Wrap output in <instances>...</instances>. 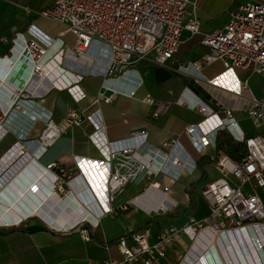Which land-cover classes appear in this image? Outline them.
Wrapping results in <instances>:
<instances>
[{"label":"built area","instance_id":"obj_1","mask_svg":"<svg viewBox=\"0 0 264 264\" xmlns=\"http://www.w3.org/2000/svg\"><path fill=\"white\" fill-rule=\"evenodd\" d=\"M196 4L197 0H53L51 5L44 8L22 6L26 13L55 20L63 24L65 29L56 37H52L31 23L27 27L28 37L23 32L16 33L12 40L11 54L17 51L32 61L31 78L25 90H21L18 96H30L35 82L39 83L40 87L45 89L43 93H46L53 89L72 88L80 84L86 76H102L110 80L133 70L137 64L150 56L155 63L166 66L180 48L184 31L192 35L202 33L199 17L188 13V6L195 8ZM228 15L229 20L223 29L202 34L201 41L208 50L198 60L182 65L180 69L193 68L199 72L204 66L221 61L225 70L208 81L223 84L235 94H242L249 89L248 80H238L236 69L264 74V1L240 2ZM66 32L75 35L73 46L67 45L63 39ZM134 93L133 90L130 92ZM113 97L112 93L105 97V100L111 101ZM145 100L150 105L155 103L151 94H147ZM177 102L198 109L204 115L203 120L190 124L185 129V134L199 154L212 142V134L223 128L227 129L235 140L246 142V154L240 161H233L226 155L218 158L215 167L220 177L208 181L201 190L209 206L208 216L199 219L191 215L179 226H166L158 233L154 242L149 241V230L122 236L117 245L123 260L107 258L102 264H152L167 255L173 242L181 241L184 237L189 240L186 254L183 256L184 260L187 254L189 258L184 264H201V260L190 259L196 247H205L204 251L209 247H218L222 252L223 243H226L224 237L246 229L256 230L260 227L261 230L264 226V135L246 137L230 109H225V116L220 117L215 108L202 99L179 98ZM247 112L256 127H264V96L257 98L250 94ZM153 114L158 116L159 112L155 111ZM85 121L93 125L94 130L89 138L103 156L94 162L78 159L93 171L89 180L92 189L74 192L73 188L79 183L78 176H71L64 170L61 173L51 171L57 165L55 162L47 167L49 172L43 177V180H47L46 189L49 192H61L65 198L72 195L76 202L79 203L81 199L84 202L83 205L79 203V206L85 214L69 223L58 224L50 216H44L49 226L54 225L60 231L79 227L82 238L87 240L90 238V227L98 226L99 216L114 211L112 202L128 184L140 182L143 177L151 178L160 174L178 179L183 172L193 171L197 167V158L184 148L180 138L165 142L166 150L156 149L155 157L141 159L136 152L148 143L147 130L126 138L109 140L100 109L87 114L68 111L66 122L69 125H81ZM60 133V127L53 120H48L37 142L45 150L55 142ZM27 144L18 142L15 151L0 160V165L8 167L12 160L26 156ZM33 160L34 157H31L27 162H34ZM8 168L6 173L9 172ZM10 174L14 176L13 173ZM4 175V172L0 173V180ZM230 176L237 181H231ZM15 181L17 183L10 181V187L6 188L9 196L0 188V195L3 196L0 197V216L11 218L10 223L1 222L0 228L21 225L39 210L40 202H43L40 198L35 200L33 195L40 196L37 190H41V178L36 183H31L26 191L33 196L31 200H35L34 204L25 212L15 214V201L22 200L23 196L27 195L21 191V196L17 199L16 196L19 195L14 189L20 190L23 184L18 179ZM245 185H249V191L245 190ZM66 187H70L69 190ZM98 188L106 191L103 197L97 194ZM162 192L167 194L170 187L164 186ZM23 199L30 201L28 196ZM23 203H19L20 206L24 207ZM94 207L99 213L98 216L92 213ZM260 241L262 244L258 247L264 252V241ZM260 259L263 260L256 261V264H264V258ZM226 264L239 263L226 261Z\"/></svg>","mask_w":264,"mask_h":264},{"label":"crops","instance_id":"obj_2","mask_svg":"<svg viewBox=\"0 0 264 264\" xmlns=\"http://www.w3.org/2000/svg\"><path fill=\"white\" fill-rule=\"evenodd\" d=\"M245 1L249 0H197L195 8L189 5L188 13L199 17L202 33L192 35L184 31L180 48L166 66L155 63L150 56L137 64L133 70L110 80L102 76H86L80 84L72 88L53 89L46 93H43L45 89L35 82L30 96H18L21 90H25L31 78L32 61L17 51L11 54L12 40L16 33L23 32L28 37L27 27L31 23L52 37H56L65 28L56 35H51L37 23L35 19L38 16L23 10L22 6L28 5L27 0H0V160L12 154L18 142L28 143L26 156L12 160L9 168L0 165V171L5 174L0 180V188L8 195L6 188L10 187L9 182L17 183L15 179H18L23 181L22 192L25 193L31 183L34 184L42 178V193L39 198L46 202L41 212L36 211L21 225L0 228V264H102L107 258L122 261L123 255L117 245L122 236L149 230V241L154 242L158 233L166 226H179L191 215L199 219L209 215V206L201 190L208 181L220 177L215 167L218 157L229 156L224 149L217 148L216 138L220 131L233 136L224 128L217 131L212 134L210 145L199 154L185 134V129L188 125L203 120L204 115L200 110L180 104L177 100L202 99L215 108L220 117L225 116V109H230L246 136L264 135V127H256L247 112L250 94H254L252 84L262 74L252 73L247 69H236V77L241 81L248 80L249 89L242 94H235L223 84L208 81L225 70L221 61L212 62L199 72L193 68L181 70L180 66L198 60L208 50L201 41L202 34L223 29L229 20V11ZM63 39L69 46L75 43V35L71 32H66ZM132 90L135 91L134 94H130ZM112 93L113 99L106 101L105 97ZM147 94L154 98V104L146 102ZM95 109L101 111L109 140L126 138L142 130L148 131V143L136 152L139 158L155 157L156 149L166 150L165 142L180 138L184 148L202 163L193 171L183 172L178 179L160 174L151 178L143 177L140 182L128 184L112 202L114 211L99 216L98 226L90 227V238L86 240L82 238L79 227L60 231L54 225L49 226L45 217L40 214L53 215L54 222L62 225L85 214L79 206V203L84 204L81 198L78 203L72 195L67 199L61 192H49L46 189L47 180H43V177L49 172L47 167L55 162L57 165L51 171L61 173L64 170L71 176H78L79 183L73 188L74 192L92 189L89 180L93 171L79 160L94 162L103 158L100 150L89 138L94 127L89 121L81 125H69L66 117L69 110L87 114ZM155 111L159 112L158 116L153 114ZM48 120H53L60 127L61 133L55 142L44 150L37 140ZM204 156L211 161L204 159ZM31 157H34V162L28 163ZM7 168L8 173L5 172ZM203 170L206 177L197 185L199 199L195 210L179 218H164L163 215L178 211V206L181 207L180 210L189 206L190 196L186 188L202 177ZM230 179L237 181L233 176H230ZM164 186L170 187L167 194L162 192ZM244 188L246 191L250 190L249 185ZM96 192L103 197L102 188L96 189ZM94 208L92 213L98 216L99 213ZM57 218L62 222H58ZM148 221L151 223L144 227ZM188 244L187 237L173 242L167 255L152 264H184L189 258L188 254L185 260L183 258Z\"/></svg>","mask_w":264,"mask_h":264},{"label":"bare ground","instance_id":"obj_3","mask_svg":"<svg viewBox=\"0 0 264 264\" xmlns=\"http://www.w3.org/2000/svg\"><path fill=\"white\" fill-rule=\"evenodd\" d=\"M25 169H27V168H25ZM21 171H23V170H21ZM28 172H30V171H28ZM31 172H33V171H31ZM33 177H34V174H33ZM16 189H18V188H16ZM20 192H21V190L18 191V193H20ZM31 192H33V191H31ZM41 192H42L41 190L40 191L37 190V193L38 194H40ZM105 193H106V191L103 189V195H105ZM12 194L14 196H16L14 193H12ZM33 195L35 197V200H38L39 196L38 195H35V194H33ZM26 196L27 195H24L23 198H25ZM16 197L18 199V196H16ZM23 198H22V200H23ZM22 200H19L18 202L19 203L24 202L22 204V205H24V207L20 206L19 204H18L19 205V207H18L16 203L15 204L14 203H9V204H14L13 205L14 207L16 206V209H14L15 210V214H18L19 215L22 212H25L26 209L28 210L31 207V205H33L34 202H35V200H33V199L32 200L30 199L29 202H27L25 200L22 201ZM45 203L46 202H40L39 210L38 211L41 212V210L44 209L43 207H45ZM0 209H1V207H0ZM48 209H49V207H48ZM40 215L48 216V214H40ZM50 217L52 218L54 216L51 215ZM10 219L11 218H7V216H0V223L1 222H4V221L9 222ZM57 221L59 222V221H61V219H58L57 218ZM259 230H260V227H259V229L257 227L256 230L246 229V231H242V232L240 231L241 233H236V234L233 233L230 236L224 237L223 240L226 243H223V246H222L223 251L222 252L219 250L218 247L217 248L214 247L213 249H210L211 247H209V248H207L208 250L206 249L205 251H204L205 247L204 248H202V247L197 248L196 247L195 250H194V252L191 253L190 259L191 260L197 259L199 261L201 260V264H203V261H204V264H219V263L220 264H226V261H236L239 264H241V263L245 264L246 261H248L247 264H250L249 262H253L254 264H256V261L257 262H261L263 259L261 260L260 258H264V252L259 249L258 245H261L262 244V242L260 241V239L261 240L263 239V241H264V237H263L264 236V226H263V228H261L260 231ZM262 230H263V232H262ZM253 231H254V233H253ZM222 242L223 241H221V243ZM220 246H221V244H220ZM203 257H204V259H202Z\"/></svg>","mask_w":264,"mask_h":264},{"label":"trees","instance_id":"obj_4","mask_svg":"<svg viewBox=\"0 0 264 264\" xmlns=\"http://www.w3.org/2000/svg\"><path fill=\"white\" fill-rule=\"evenodd\" d=\"M249 137V136H246ZM216 142H217V148L220 149H224L226 151V153L232 157L233 159L240 161L242 160V158L245 156L246 154V142H239L237 140H235L233 137L227 135V133L225 131H220L218 133V136L216 138ZM219 158V157H218ZM204 159L211 161L210 158H208L207 156H204ZM217 159V158H216ZM201 161H199L197 163L198 166H201ZM206 177V173L205 170H203L202 173V177L196 181L193 182L191 185H189L186 190L187 193L190 196V204L186 209L183 210H178L175 212H170L167 213L165 215H163L164 218L166 219H174V218H179L184 216L185 214H187L189 211L195 210V208L197 207V202L199 199V194L197 192V185L203 181V179ZM151 222L148 221L145 223L144 227L149 225ZM143 227V228H144ZM128 236V235H127Z\"/></svg>","mask_w":264,"mask_h":264},{"label":"rangeland","instance_id":"obj_5","mask_svg":"<svg viewBox=\"0 0 264 264\" xmlns=\"http://www.w3.org/2000/svg\"><path fill=\"white\" fill-rule=\"evenodd\" d=\"M26 4L29 6H38L40 8H44L52 3L53 0H27ZM37 23L51 35H56L58 31L65 28L61 23L51 20L49 18L38 16L36 19ZM254 95L257 98H262L264 96V74L260 75L258 80L252 84ZM264 202V197H262ZM177 210H180L181 207L178 206Z\"/></svg>","mask_w":264,"mask_h":264},{"label":"water","instance_id":"obj_6","mask_svg":"<svg viewBox=\"0 0 264 264\" xmlns=\"http://www.w3.org/2000/svg\"><path fill=\"white\" fill-rule=\"evenodd\" d=\"M31 186V185H30ZM23 188H24V186H22V187H20V190L22 191L23 190ZM18 189H14V192L15 193H17L18 195L20 194V193H18ZM24 192V191H23ZM25 194H27V196H28V198H33V196L29 193V192H25ZM25 199H23V201H24ZM26 201V200H25ZM15 203L18 205L19 204V202L18 201H15ZM20 205V204H19Z\"/></svg>","mask_w":264,"mask_h":264}]
</instances>
